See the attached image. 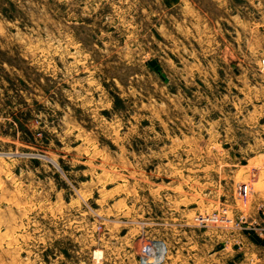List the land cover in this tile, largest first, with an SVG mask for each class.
I'll list each match as a JSON object with an SVG mask.
<instances>
[{
	"label": "rangeland",
	"instance_id": "374dc122",
	"mask_svg": "<svg viewBox=\"0 0 264 264\" xmlns=\"http://www.w3.org/2000/svg\"><path fill=\"white\" fill-rule=\"evenodd\" d=\"M262 150L264 0H0V264H264Z\"/></svg>",
	"mask_w": 264,
	"mask_h": 264
},
{
	"label": "crops",
	"instance_id": "0c3cea01",
	"mask_svg": "<svg viewBox=\"0 0 264 264\" xmlns=\"http://www.w3.org/2000/svg\"><path fill=\"white\" fill-rule=\"evenodd\" d=\"M259 152L260 154H264V150ZM254 181L256 183V190L253 191V202L259 204V227H264V163H259V174L255 175ZM235 262V260H231L230 264H235Z\"/></svg>",
	"mask_w": 264,
	"mask_h": 264
},
{
	"label": "built area",
	"instance_id": "2783aa9c",
	"mask_svg": "<svg viewBox=\"0 0 264 264\" xmlns=\"http://www.w3.org/2000/svg\"><path fill=\"white\" fill-rule=\"evenodd\" d=\"M244 191L245 193H247V186H244ZM158 251L159 254L156 257H150L151 260H147L146 264H159L160 262H162L164 257L165 245H158Z\"/></svg>",
	"mask_w": 264,
	"mask_h": 264
},
{
	"label": "bare ground",
	"instance_id": "6f19581e",
	"mask_svg": "<svg viewBox=\"0 0 264 264\" xmlns=\"http://www.w3.org/2000/svg\"><path fill=\"white\" fill-rule=\"evenodd\" d=\"M100 252H98V254H99ZM97 256H99V255H97Z\"/></svg>",
	"mask_w": 264,
	"mask_h": 264
}]
</instances>
